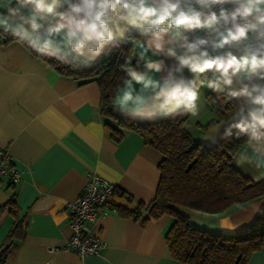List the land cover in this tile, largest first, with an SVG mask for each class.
<instances>
[{
  "label": "crops",
  "instance_id": "crops-1",
  "mask_svg": "<svg viewBox=\"0 0 264 264\" xmlns=\"http://www.w3.org/2000/svg\"><path fill=\"white\" fill-rule=\"evenodd\" d=\"M4 35L0 32V149L11 155L21 174L14 185L0 179V245L14 220L21 230L8 248L6 264H183L172 259L164 241L170 216L142 223L147 212L136 219L120 213L122 208L132 210L138 202L152 201L160 177L159 153L134 132L115 143L109 130L114 123L99 112L96 83L77 85L61 77L18 40L4 42ZM207 94L200 117L188 116L184 128L193 139L211 144L205 136L214 124L207 130L196 126L214 119ZM231 165L244 177L264 180L256 178L257 170L237 166L234 156ZM87 172L116 185L133 200L127 203L114 195L112 209L89 224L106 247L97 255L80 258L66 248L71 236L67 203L81 193ZM8 201L16 209L15 216ZM262 203L264 197L214 214L179 211L198 229L238 234L249 229ZM222 221L230 227L222 226ZM247 264H264V249L253 253Z\"/></svg>",
  "mask_w": 264,
  "mask_h": 264
},
{
  "label": "clouds",
  "instance_id": "clouds-1",
  "mask_svg": "<svg viewBox=\"0 0 264 264\" xmlns=\"http://www.w3.org/2000/svg\"><path fill=\"white\" fill-rule=\"evenodd\" d=\"M0 32L70 67L125 49L113 108L131 119L230 102L205 139L241 141L234 162L264 178V0H0Z\"/></svg>",
  "mask_w": 264,
  "mask_h": 264
},
{
  "label": "trees",
  "instance_id": "trees-1",
  "mask_svg": "<svg viewBox=\"0 0 264 264\" xmlns=\"http://www.w3.org/2000/svg\"><path fill=\"white\" fill-rule=\"evenodd\" d=\"M5 34V33H4ZM4 42L18 40L5 34ZM19 41V40H18ZM34 57L40 58L61 77L77 85L96 83L100 92L99 112L114 123L110 126V138L119 143L127 132L137 133L145 145L156 150L160 159L157 169L160 177L152 201L145 205L138 202L134 209H120L125 216L138 218L143 212L148 220H157L163 215L172 222L164 234V241L172 259L183 264H247L253 253L264 249V203H262L249 229L238 234H217L191 225L179 208L205 213H221L233 205L264 197V180L255 182L244 177L231 165L232 157L239 150L241 141L221 140L204 144L195 140L184 128L188 116H172L147 121L131 119L113 108L116 85L122 73L119 65L127 55L125 49L113 51L100 57L90 66L70 67L35 53L19 41ZM214 119L196 126L207 130L213 122L226 118L232 110L230 102L222 106L206 95ZM127 203L132 197L116 191ZM8 205H12L8 201ZM15 216L16 209L11 206ZM20 224L15 220L6 240L0 245V264H6L8 248L14 239L21 236Z\"/></svg>",
  "mask_w": 264,
  "mask_h": 264
},
{
  "label": "built area",
  "instance_id": "built-area-1",
  "mask_svg": "<svg viewBox=\"0 0 264 264\" xmlns=\"http://www.w3.org/2000/svg\"><path fill=\"white\" fill-rule=\"evenodd\" d=\"M21 174L16 168L13 158L5 150L0 149V179L9 185L20 180ZM81 193L67 203V225L71 231L66 241V248L71 249L80 258L97 255L106 247L100 236L90 231L89 224L94 223L107 210L112 209V199L118 190L116 185L101 178L94 172H87Z\"/></svg>",
  "mask_w": 264,
  "mask_h": 264
}]
</instances>
